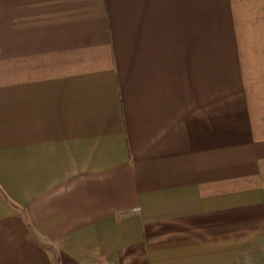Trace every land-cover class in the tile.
<instances>
[{
	"label": "crops",
	"instance_id": "1",
	"mask_svg": "<svg viewBox=\"0 0 264 264\" xmlns=\"http://www.w3.org/2000/svg\"><path fill=\"white\" fill-rule=\"evenodd\" d=\"M0 264H264V0H0Z\"/></svg>",
	"mask_w": 264,
	"mask_h": 264
}]
</instances>
